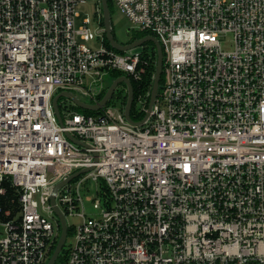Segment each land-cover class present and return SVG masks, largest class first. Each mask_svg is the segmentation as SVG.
Wrapping results in <instances>:
<instances>
[{
	"label": "built area",
	"instance_id": "1",
	"mask_svg": "<svg viewBox=\"0 0 264 264\" xmlns=\"http://www.w3.org/2000/svg\"><path fill=\"white\" fill-rule=\"evenodd\" d=\"M87 1L0 0V264H47L53 187L83 169L56 196L77 220L66 264H264V0H115L162 42V92L143 126L109 104L62 126L58 92L94 104L150 67L105 45L100 9L78 24Z\"/></svg>",
	"mask_w": 264,
	"mask_h": 264
},
{
	"label": "water",
	"instance_id": "2",
	"mask_svg": "<svg viewBox=\"0 0 264 264\" xmlns=\"http://www.w3.org/2000/svg\"><path fill=\"white\" fill-rule=\"evenodd\" d=\"M102 1V9H103V17H104V25L105 29H103V32H105L106 37L108 41L110 42L111 46L121 52H129L131 50H134L136 48L141 47L142 45L152 42L156 46L157 49V66H156V72L154 75V83H153V88L151 92V99H150V104L148 107V111L146 113V116L144 120L141 122H135L133 118L131 117V110L134 104V89L132 82L129 78L126 76H122L114 80L111 85L109 86L105 96L103 97L102 100L98 101L97 103H88L85 99H83L81 96H79L76 93H73L71 91H64L58 93L54 99H53V106H54V111L56 113V116L60 122V124L63 126V117H62V112L60 109V100L61 99H66L68 102L72 103L73 105L80 107L84 110H89V111H99L105 106H107L110 101L112 100L117 88L119 87L120 84L125 83L127 86L128 90V100L127 104L124 109V113L126 116L127 121L133 125V126H143L145 125L148 120L150 119V112L158 98L159 91H160V83H161V78L163 75V63H164V51L161 45V41L158 37L155 36H147L139 41H136L134 43H121L118 40L115 39V36L113 34V26H112V17L110 14L109 10V3L108 0H101ZM127 36H130L131 34V29L126 30ZM69 104V103H68ZM66 136L69 140L74 142L77 145L80 146H88L86 143L82 142L78 138L74 137L70 133H66ZM91 169H83L80 170L72 175H70L68 178L60 181L53 187L52 195H51V204L52 208L54 210V213L57 217L58 224L60 226V237L56 246V249L50 259L48 260L47 264H56L57 260L59 259L60 255L62 254V251L66 245L67 238H68V233H69V224L67 222V218L63 214V212L60 210L59 206L57 205L56 201V196L58 192L66 186L69 182H71L74 178L80 176L81 174H84Z\"/></svg>",
	"mask_w": 264,
	"mask_h": 264
},
{
	"label": "trees",
	"instance_id": "3",
	"mask_svg": "<svg viewBox=\"0 0 264 264\" xmlns=\"http://www.w3.org/2000/svg\"><path fill=\"white\" fill-rule=\"evenodd\" d=\"M108 1H109L110 13H111V17H112L113 16V11H114V9H113L114 8L113 7V0H108ZM101 24L104 27V17H103V15H102V19H101ZM112 26H113V21H112ZM112 31H113V34L115 36L114 28H113ZM150 35H155V34H153L152 32H133V37L130 40V43L138 41V40H141V39H143V38H145L147 36H150ZM115 39H116V37H115ZM105 45L107 47H109V48L114 49L111 46L110 42L108 41V39L106 37V34H105ZM142 46L144 47L143 48V52H144L145 56L150 57V60H149L150 61V65L149 66L150 67H149L148 72H147V74L145 75V77H144V79L142 81L138 82V81H135V80L131 79V82H132V85H133V89H134V104H133V107H132V110H131V117L133 118V120L135 122H141L142 120H144V118L146 116V111L145 110H141V108L138 105L139 104L138 103L139 102V97L144 95V97L146 98V108H148L149 104H150L151 92H152L153 83H154V75H155L156 66H157V49H156V46L154 45V43L149 42V43H146V44H144ZM114 50H116V49H114ZM163 50H164V48H163ZM118 52H121V51H118ZM164 55H165V52H164ZM164 62H165V60H164ZM122 76H124V74L119 73V72L110 73V78H112V81H114L117 78L122 77ZM163 84H164V75H162V78H161L159 94H161V92H162ZM110 85H111V82H109L105 92L99 97V99H98L99 101L103 99V97L105 96V94H106V92H107V90H108ZM127 100H128V90H127L126 84L123 83V87L119 88L116 91V93H115L113 99L110 101L109 105H114V106H117V107H120V108L123 109L126 106V104H127ZM63 103H65V104H63ZM68 103H70V102H68L65 98L60 100V108H61L62 112H63L64 109H68L69 108V109L74 110L75 112L83 113V114H86V115L97 116L98 114L101 113V110L100 111L84 110V109H82L80 107H77V106L73 105L72 103H70V104H68ZM88 103H91V102H88ZM15 194H16L15 189H11V188L8 189L7 197L3 201L4 204H5V207H11L12 206V204L10 203V199H12L14 197V198H16L15 207H16V209L18 208L17 196ZM69 235H72V237H73V230L71 228H69L68 236ZM59 237H60V226H59L58 238L56 239V241H55V243H54V245L52 247V250L49 253V258L52 256V254L54 253V251L56 249ZM70 246L67 247L65 245V247H64V249L62 251V254L60 255V257L57 260L56 264H66V262L68 260V257H69Z\"/></svg>",
	"mask_w": 264,
	"mask_h": 264
},
{
	"label": "rangeland",
	"instance_id": "4",
	"mask_svg": "<svg viewBox=\"0 0 264 264\" xmlns=\"http://www.w3.org/2000/svg\"><path fill=\"white\" fill-rule=\"evenodd\" d=\"M97 2H98V0H88L86 4L81 5V6L78 7V11L80 12V15H81V17L78 19V24L79 25L87 17H90L92 20H94L95 12L98 9H100V4H99V2L97 4ZM113 7H114L113 8L114 11H113V16H112V21H113V28H114V31H115V37L120 42L129 43V42H127L129 40V38H128L127 34H126V30L127 29L134 30L135 29V25L131 21H129L127 19V17H125L120 12V10L117 8V6L115 4V0H113ZM100 45H101L100 42H97V41H92V42L87 44V46L89 48H99ZM143 48L144 47L141 46L139 48L131 50V52H138V51L143 52ZM109 82H111V83L113 82L112 78L107 77L106 83L109 84ZM118 89L119 88H117V90ZM91 195L92 194H90V195L84 194V192H83L84 212H85L87 217H97L98 211L94 209V206H93L94 203H93V200H92L93 198H92ZM67 222H68V224H73V223L77 222V220H76V218H67ZM71 244H73V237H72V235H69L68 238H67L66 246L68 247Z\"/></svg>",
	"mask_w": 264,
	"mask_h": 264
},
{
	"label": "bare ground",
	"instance_id": "5",
	"mask_svg": "<svg viewBox=\"0 0 264 264\" xmlns=\"http://www.w3.org/2000/svg\"><path fill=\"white\" fill-rule=\"evenodd\" d=\"M98 2H99V4H100V10H101V17H102V15H103V10H102V1L101 0H98ZM98 2H97V4H98ZM108 3H109V1H108ZM109 10H110V7H109ZM111 14V13H110ZM100 27H101V33H102V35H103V38H104V43H105V32H103V29H105V25H104V27L102 26V24L100 23ZM132 30V29H131ZM133 31V30H132ZM134 32V31H133ZM152 36H155V37H157L156 35H152ZM139 41V40H138ZM136 42V41H135ZM132 43H134V42H132ZM129 44H131V43H129ZM161 45H162V42H161ZM109 48V47H108ZM162 48H163V45H162ZM110 49H112V48H110ZM112 50H114V49H112ZM114 51H116V52H118L117 50H114ZM164 51V50H163ZM118 53H121V54H124V53H126V52H118ZM141 55H142V59L144 60V61H146V60H150V57H148V56H145V54H144V52H141L140 53ZM163 66H164V63H163ZM127 77V76H126ZM127 78H129V77H127ZM130 79V78H129ZM131 80V79H130ZM123 84V83H122ZM125 84V83H124ZM107 85H108V83H107ZM121 85V84H120ZM58 93H60V92H58ZM57 93V94H58ZM56 94V95H57ZM55 95V96H56ZM115 95V94H114ZM113 99V98H112ZM63 104H65V103H63ZM145 104H146V102H145ZM61 109V108H60ZM65 110V109H64ZM100 111V110H99ZM78 172V171H77ZM75 173H76V171H75ZM72 174H74V172L72 173ZM81 175H83V174H81ZM80 175V176H81ZM80 176H78V177H76V178H74L72 181H75L76 179H79L80 178ZM69 177V176H68ZM70 183V182H69ZM50 259V258H49Z\"/></svg>",
	"mask_w": 264,
	"mask_h": 264
},
{
	"label": "flooded vegetation",
	"instance_id": "6",
	"mask_svg": "<svg viewBox=\"0 0 264 264\" xmlns=\"http://www.w3.org/2000/svg\"><path fill=\"white\" fill-rule=\"evenodd\" d=\"M132 37H133V31H131L130 36H128L129 40H128L127 42H130V40L132 39ZM118 41H119V40H118ZM119 42H120V41H119ZM121 43H124V42H121ZM121 86L123 87V84L119 85L118 88H120Z\"/></svg>",
	"mask_w": 264,
	"mask_h": 264
}]
</instances>
